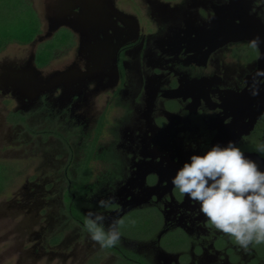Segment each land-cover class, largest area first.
<instances>
[{
    "label": "flooded vegetation",
    "instance_id": "flooded-vegetation-1",
    "mask_svg": "<svg viewBox=\"0 0 264 264\" xmlns=\"http://www.w3.org/2000/svg\"><path fill=\"white\" fill-rule=\"evenodd\" d=\"M44 3V31L0 56V261L264 264L172 183L215 144L264 158V0ZM90 211L124 219L115 247Z\"/></svg>",
    "mask_w": 264,
    "mask_h": 264
},
{
    "label": "clouds",
    "instance_id": "clouds-1",
    "mask_svg": "<svg viewBox=\"0 0 264 264\" xmlns=\"http://www.w3.org/2000/svg\"><path fill=\"white\" fill-rule=\"evenodd\" d=\"M259 39L250 42L258 48ZM256 151L264 154V142ZM180 195L200 205V211L216 230L234 239L243 249L264 244V170L229 141L215 144L204 154H193L172 179ZM114 198L100 200L99 207H111ZM101 214L87 213L84 226L92 241L102 248L115 247L121 238L124 219L105 226Z\"/></svg>",
    "mask_w": 264,
    "mask_h": 264
},
{
    "label": "rangeland",
    "instance_id": "rangeland-1",
    "mask_svg": "<svg viewBox=\"0 0 264 264\" xmlns=\"http://www.w3.org/2000/svg\"><path fill=\"white\" fill-rule=\"evenodd\" d=\"M44 4V0H0V50H2L0 51V56L5 55L8 57L11 55H19L20 52L27 50L29 45L17 44L14 41L22 43L28 42L36 38V35L39 34L40 27L44 31ZM34 9L39 18L36 16ZM57 38L54 36L48 42L41 43L37 46L38 50L44 51L49 48ZM45 60H42V62H45ZM13 167L14 165L10 163L7 170L0 165V181L4 178L6 184ZM5 246L6 243H0V251ZM7 262L0 261V264H7ZM68 264L77 263L69 261Z\"/></svg>",
    "mask_w": 264,
    "mask_h": 264
},
{
    "label": "water",
    "instance_id": "water-1",
    "mask_svg": "<svg viewBox=\"0 0 264 264\" xmlns=\"http://www.w3.org/2000/svg\"><path fill=\"white\" fill-rule=\"evenodd\" d=\"M245 155L251 158L252 160L256 161L259 164L260 168L264 170V158L260 157L258 154L247 153Z\"/></svg>",
    "mask_w": 264,
    "mask_h": 264
}]
</instances>
